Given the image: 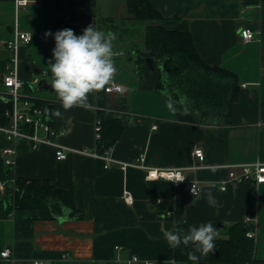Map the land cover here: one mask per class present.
I'll return each instance as SVG.
<instances>
[{
  "label": "crops",
  "instance_id": "crops-1",
  "mask_svg": "<svg viewBox=\"0 0 264 264\" xmlns=\"http://www.w3.org/2000/svg\"><path fill=\"white\" fill-rule=\"evenodd\" d=\"M151 2L163 16L161 26L191 33L208 65L236 73L240 93L230 124L204 125L179 108L175 114L169 112L167 98L157 90L159 68L138 60L146 52L149 22L132 19L126 0H70L60 10L35 0L17 15L14 0H0V92L10 56L7 42L16 28L31 32L33 41L19 50L18 74L25 82L23 93L62 113L51 118L55 131L51 139L68 148L97 151L98 115L112 113L128 126L111 148V158L135 163L144 155L148 167L184 169L186 177L179 184L147 180L144 169L123 171L117 164L106 169L103 160L75 153L58 161L51 145L34 149L29 141H9L0 134V181L10 171L16 177L50 180L58 189L72 191L80 213L77 218L69 210L62 215L47 210L9 212L0 201V264H126L132 256L152 264H180L165 231L181 225L188 230L211 221L218 236L226 238L231 225L247 218L253 219L255 255L264 260V184L234 183L220 189L228 167L264 163V0ZM59 21H90L94 28L116 34L112 81L124 86V93L109 95L104 88L89 95L91 109L61 107L50 88L48 62H54L55 40L45 36L58 31ZM245 28L255 33L253 41L241 39L240 30ZM35 78L39 83L31 84ZM41 81L47 89L39 87ZM37 134L48 138L42 131ZM197 148L204 152L203 162L193 156ZM6 149L14 155L5 154ZM9 159L11 166L6 165ZM194 182L202 187L198 196L190 192ZM125 189L134 198L132 205L123 200ZM208 191L213 194L211 205L200 198ZM7 248L16 262L1 256Z\"/></svg>",
  "mask_w": 264,
  "mask_h": 264
},
{
  "label": "trees",
  "instance_id": "trees-1",
  "mask_svg": "<svg viewBox=\"0 0 264 264\" xmlns=\"http://www.w3.org/2000/svg\"><path fill=\"white\" fill-rule=\"evenodd\" d=\"M43 7L60 10L70 0H37ZM130 17L149 22L145 31L146 52L138 55L139 62H150L160 70L157 90L166 98L171 96L179 100L180 95L187 97V112L193 114L204 125H228L232 120V108L240 93V84L236 73L224 67L208 65L198 54L193 37L189 32L169 30L159 24L162 14L151 0H126ZM90 21L80 23L58 22L60 30L70 28L81 35ZM35 104L41 107L50 118L54 116L47 102L35 98ZM2 108H11L10 102ZM184 110L185 106L176 105ZM185 111V110H184ZM52 120V119H51ZM100 138L97 139V151L101 154L110 151L120 140L128 126L112 113L101 112ZM51 123V121H50ZM5 183V191L0 193V201L7 210H47L51 215L70 211L71 217H80L76 210L72 191L58 189L47 179H25L13 176L11 171L0 181ZM186 233L184 225L177 226ZM254 231L252 223L240 222L231 225L226 238L217 236L215 251L207 257L196 255L198 261H190L188 253L194 251L191 244L174 248L175 261L180 264H264L255 255V239L248 233Z\"/></svg>",
  "mask_w": 264,
  "mask_h": 264
},
{
  "label": "built area",
  "instance_id": "built-area-1",
  "mask_svg": "<svg viewBox=\"0 0 264 264\" xmlns=\"http://www.w3.org/2000/svg\"><path fill=\"white\" fill-rule=\"evenodd\" d=\"M35 0H14L16 15L20 10L25 9L30 3ZM18 23L16 18V24ZM60 28H58V31ZM241 39L244 42H251L255 39V33L248 28L240 30ZM34 39L31 32H22L18 28L13 32L12 38L7 42V49L10 51V56L7 60V74L3 77V89L0 92V134L4 135L9 141H29L32 143L33 148L37 149L42 145H51L55 149V157L58 161L66 160L71 153L89 156L101 159L105 163V168L109 169L113 164L119 165L120 169L126 171L129 167H137L147 171V180H166L172 181L175 184L183 183L186 181L184 169H166L148 167L145 163L146 157L139 156L135 163H128L117 161L109 155L110 151L103 154L98 151H89L87 149L68 148L60 145L51 139L55 135V131L51 127V118L45 114L41 107L36 106L33 97L23 93L22 89L25 82L19 78V50L22 46L30 44ZM39 78L33 79L31 84H38ZM105 92L109 95H118L125 92V87L111 81L105 86ZM10 102L12 107L2 108L3 104ZM42 131L48 138H41L38 132ZM101 122L97 121L96 135L97 139L100 138ZM50 137V139H49ZM7 155H14V151L6 149L4 151ZM193 156L199 161H204L205 155L202 149L197 148L193 151ZM6 165H13V160H6ZM228 175L225 180L221 182L220 189L227 190L229 184L234 183H250L252 185L264 184V163L257 162L247 165H239L235 167H228ZM184 178L183 181L176 182V178ZM201 185L199 183H190V192L193 196H198L201 192ZM193 190V192H192ZM5 191V183L0 182V193ZM123 200L132 205L134 198L128 189L123 191ZM158 204L162 203L161 199L157 200ZM171 215V211L166 212ZM246 223H253L252 218H247ZM250 238H255V232L248 233ZM119 249V247H117ZM1 256L4 259H9L13 262L16 260L13 257V252L10 248L5 249ZM19 264V263H16ZM33 264H42L40 261H34ZM124 264V263H120ZM126 264H152L147 261H142L138 256H132Z\"/></svg>",
  "mask_w": 264,
  "mask_h": 264
},
{
  "label": "clouds",
  "instance_id": "clouds-1",
  "mask_svg": "<svg viewBox=\"0 0 264 264\" xmlns=\"http://www.w3.org/2000/svg\"><path fill=\"white\" fill-rule=\"evenodd\" d=\"M45 36H53L55 40L52 50L54 62L49 60L48 65L52 74L51 89L56 93L61 107L65 111L74 107L91 109L93 105L89 103V95L103 90L115 75L113 45L117 39L116 34L98 30L91 24L83 29L81 35L65 28L55 33L49 31ZM165 104L172 114L178 111L177 104L185 106L184 110L187 111V97L183 95H180L178 101L168 96ZM53 114L62 116L59 110H54ZM183 179L177 177L176 182ZM200 198L207 199L210 205L213 203L211 191ZM64 211L67 212L68 209ZM60 219L63 221L64 218ZM217 236V229L211 221L198 227L189 226L186 233H182L179 227L164 233V238L172 248L191 244L194 251L188 253V259L194 262L199 259L196 253L203 257L214 253Z\"/></svg>",
  "mask_w": 264,
  "mask_h": 264
},
{
  "label": "water",
  "instance_id": "water-1",
  "mask_svg": "<svg viewBox=\"0 0 264 264\" xmlns=\"http://www.w3.org/2000/svg\"><path fill=\"white\" fill-rule=\"evenodd\" d=\"M39 87H40V88H45V89H47V88H48V85L46 84L45 81H41ZM50 88H51V86H50Z\"/></svg>",
  "mask_w": 264,
  "mask_h": 264
}]
</instances>
